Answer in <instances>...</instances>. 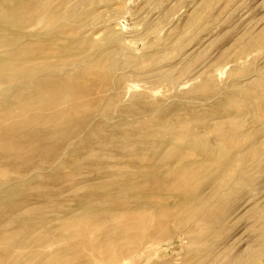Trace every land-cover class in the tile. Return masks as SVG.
Wrapping results in <instances>:
<instances>
[{
  "label": "rangeland",
  "instance_id": "1",
  "mask_svg": "<svg viewBox=\"0 0 264 264\" xmlns=\"http://www.w3.org/2000/svg\"><path fill=\"white\" fill-rule=\"evenodd\" d=\"M263 249L264 0H0V264Z\"/></svg>",
  "mask_w": 264,
  "mask_h": 264
},
{
  "label": "bare ground",
  "instance_id": "2",
  "mask_svg": "<svg viewBox=\"0 0 264 264\" xmlns=\"http://www.w3.org/2000/svg\"><path fill=\"white\" fill-rule=\"evenodd\" d=\"M263 250H264V249H263ZM263 250H262V251H263ZM259 253H260V252H259ZM260 254H262V253H260ZM260 254H259V255H260ZM259 255L257 254V257H258ZM262 255H263V254H262ZM257 257H256V258H257ZM251 259H252V258H251ZM254 260H256V259H254ZM252 261H253V260H252ZM252 261H247V262H243V263H240V264H249V262H252ZM254 262H255V261H254ZM237 264H239V263H237ZM253 264H254V263H253Z\"/></svg>",
  "mask_w": 264,
  "mask_h": 264
}]
</instances>
